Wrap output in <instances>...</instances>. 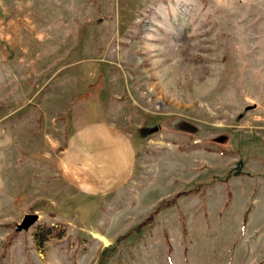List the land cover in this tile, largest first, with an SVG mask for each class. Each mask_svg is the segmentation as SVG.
Masks as SVG:
<instances>
[{"label":"rangeland","instance_id":"1","mask_svg":"<svg viewBox=\"0 0 264 264\" xmlns=\"http://www.w3.org/2000/svg\"><path fill=\"white\" fill-rule=\"evenodd\" d=\"M1 2L0 264H264V0Z\"/></svg>","mask_w":264,"mask_h":264},{"label":"crops","instance_id":"2","mask_svg":"<svg viewBox=\"0 0 264 264\" xmlns=\"http://www.w3.org/2000/svg\"><path fill=\"white\" fill-rule=\"evenodd\" d=\"M2 2L0 3V7ZM81 124L78 125L75 132L71 135L68 148L71 146L78 153L73 156V160L77 161L80 166L82 164H88L87 167L82 166V169L91 171L94 168L93 163H100L104 160L111 163H119L128 157L129 139L120 135L115 136L108 128L107 124L103 122V119L98 116L94 117L93 112L88 108H82L80 112ZM100 143L102 149L104 148V158H96L93 154V145ZM105 149H108L106 151ZM99 155H103L98 151ZM110 158V159H109ZM119 174L115 175L118 177Z\"/></svg>","mask_w":264,"mask_h":264},{"label":"water","instance_id":"3","mask_svg":"<svg viewBox=\"0 0 264 264\" xmlns=\"http://www.w3.org/2000/svg\"><path fill=\"white\" fill-rule=\"evenodd\" d=\"M180 129H184V126H180ZM184 130H187L188 132H192V128L191 127H186ZM36 220V216L35 215H26L23 217L20 227L21 228H25L27 226H29L31 223H33Z\"/></svg>","mask_w":264,"mask_h":264},{"label":"trees","instance_id":"4","mask_svg":"<svg viewBox=\"0 0 264 264\" xmlns=\"http://www.w3.org/2000/svg\"><path fill=\"white\" fill-rule=\"evenodd\" d=\"M158 209V208H157ZM156 211V210H155ZM153 216V214H150V216H148V218H146L143 222H142V224H140V225H149V223H150V218ZM139 225V226H140Z\"/></svg>","mask_w":264,"mask_h":264}]
</instances>
